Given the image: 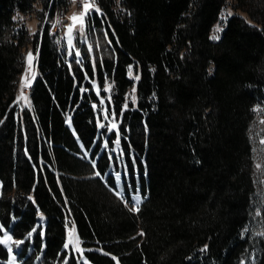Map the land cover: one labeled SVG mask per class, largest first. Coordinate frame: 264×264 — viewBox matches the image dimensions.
<instances>
[{"label":"trees","instance_id":"16d2710c","mask_svg":"<svg viewBox=\"0 0 264 264\" xmlns=\"http://www.w3.org/2000/svg\"><path fill=\"white\" fill-rule=\"evenodd\" d=\"M66 1L55 2L53 15ZM233 1L251 24L233 15L212 41L226 0H96L99 15L87 22L94 46L84 45L80 60L67 58L45 24L30 40L38 50L31 108L18 110L30 37L13 17L34 0H0V227L24 239L44 215L30 246L38 264L240 259L254 192L248 129L253 106L264 103V0ZM130 66L139 76L135 103L122 110ZM107 79L121 116V152L135 158L146 196L138 212L106 176L91 82L102 87ZM260 211L264 234V195ZM66 217L85 262L64 248ZM259 246L256 264H264V236ZM7 258L0 244V260Z\"/></svg>","mask_w":264,"mask_h":264},{"label":"rangeland","instance_id":"374dc122","mask_svg":"<svg viewBox=\"0 0 264 264\" xmlns=\"http://www.w3.org/2000/svg\"><path fill=\"white\" fill-rule=\"evenodd\" d=\"M56 1L57 0H34L31 5L32 9L25 14H17L16 18L26 27L30 37L29 41L33 40L35 35H41L43 27L45 24H48L50 34L56 36L60 45V50L65 52L67 58L75 57L76 60H80L82 47L85 45L88 46L89 49H92L94 46L93 44V46L90 44V42L93 41V34H90L87 29L89 17H84L83 25L77 21L75 26L71 29V35H69V26L73 25V21L69 18L73 15V13L78 14L81 11V8L78 6L79 2L74 4L72 3V0L66 1V6L64 8L67 12V20L59 25L56 23V16L60 14L59 10L53 17ZM229 13H231V15H229ZM233 15H238L246 22L251 24L247 14L234 7L233 0H226L224 6L221 8L217 21L214 23L210 31V40H219L226 20ZM20 17H23V20H21ZM217 28L221 30L217 31ZM213 36H218L219 38L212 39ZM29 51H31L33 54L31 63H29L27 59ZM22 55L23 70L17 81L16 97L13 102L15 108L18 110H22L23 108H31L30 95L27 93V91L25 92V90L35 81L38 75V50L33 47L31 41L23 47ZM209 70H212V67H209ZM130 72L131 75L129 74V78L133 81V87L124 95L122 110L128 109L129 104L134 105L135 103V94L133 89H135L134 86L137 81L135 77L138 76V74L134 71L133 66L129 67V73ZM24 77H26L27 81L30 83L28 86L22 87V78ZM91 85L92 91L98 98V102H92L95 115L97 116V123L103 124L106 122V120H109L110 122L107 123L108 128H106L104 131L101 129L99 131L102 136L100 142L101 151H105L107 158L110 161L106 171V176H109V179L114 182L116 194L120 193V195H118L119 198L122 200L126 199L132 201L134 196H140L141 194V190L137 182L139 171L136 167L137 164L135 162V158H132L131 153L127 156H123V153H118V150L121 148V138L119 136L121 135V116L115 112L113 83L111 80L107 79L102 87H99L95 81L91 82ZM125 104H127L126 108L124 107ZM67 124L70 126L69 119L67 120ZM113 125H115V127H113ZM114 130L115 132H118V137L112 139L114 142L111 143L110 140H106V137H108ZM248 136L251 143V155L253 163L252 179L254 183V192L252 194L249 220L243 230V235L247 236L249 245L236 264H256L260 254L259 243L264 236L263 221L260 211L262 198L264 195V143H262V141H264V103L262 102L253 106V119L248 129ZM92 163L94 164V162ZM257 165H259V167H257ZM117 176H119V179H117ZM132 179L136 180L134 185L132 184ZM140 198L142 202L144 198L142 196H140ZM44 226V215L39 214L37 216V225L35 226V229L37 231L39 228L43 229ZM71 229L72 225L67 224L65 232L66 243H68L69 231ZM41 232L43 231L41 230ZM34 234L35 232H33L31 237L27 235V237L24 239H14L6 229L0 227V240H5L7 237H11V239L7 240L6 243H0L8 252L7 260H0V263L24 264L28 262L30 264H38L40 262V254L34 256L33 250H30L31 241ZM17 240H23L24 243L17 245L15 243ZM42 244H44V242ZM9 249H11V251H9ZM65 249L76 254L78 257V262L84 261L82 257L84 248L81 246V241L79 247H76L74 244H69V246Z\"/></svg>","mask_w":264,"mask_h":264},{"label":"snow or ice","instance_id":"6c2138e0","mask_svg":"<svg viewBox=\"0 0 264 264\" xmlns=\"http://www.w3.org/2000/svg\"><path fill=\"white\" fill-rule=\"evenodd\" d=\"M80 4L81 7V11L77 14V13H73V15L69 18L73 21V25L69 26V35H71V29L72 27L75 26L76 22L78 21L81 25H83L84 23V17L87 16L91 11H99V8L95 7V0H72V3H78ZM19 15V14H18ZM229 15H231V13H229ZM13 19L15 20L16 17H13ZM21 20H23V17H20ZM57 23H60L59 20H57ZM221 29L217 28V31H220ZM218 36H213L212 39H218ZM33 58V54L31 51H29L28 55H27V59L29 61V63H31ZM131 75V72L129 73ZM135 79H139V76H136ZM30 82L27 81V78L24 77L22 78V87L28 86ZM133 91H135V89H133ZM125 108L127 107V104H125L124 106ZM113 127H115V125H113ZM262 143H264V141H262ZM257 167H259V165H257ZM97 176H99V173H96ZM117 179H119V176H117ZM117 195H120V193H117ZM29 199H31V197H29ZM133 202L135 205H139L141 202V198L140 196H134L133 198ZM138 207L136 208H130V211H138ZM33 232H36V229L33 228L31 232L28 233V236L31 237ZM142 234V233H141ZM11 237H7L5 240H0V243H6L7 240H10ZM15 243L17 245L23 244L24 241L23 240H17L15 241ZM69 244H74L76 247H79L80 244V240L79 238L75 235V226L73 225L72 229L69 231V240L68 243H66L64 245L65 248H67L69 246ZM206 247V246H205ZM9 251H11V249H9Z\"/></svg>","mask_w":264,"mask_h":264},{"label":"built area","instance_id":"2783aa9c","mask_svg":"<svg viewBox=\"0 0 264 264\" xmlns=\"http://www.w3.org/2000/svg\"><path fill=\"white\" fill-rule=\"evenodd\" d=\"M96 4H97V2H96V0H95V6H96ZM78 6L80 7V4H79V3H78ZM80 8H81V7H80ZM58 10H59V13H60V14L56 16V23H57V20H59L60 23H58V24L61 25V24L65 21V19H66V17H67V12H66V10H65L64 7H58V8H56L54 15L56 14V12H57ZM93 13H94V10L91 11V12L89 13V15H92ZM54 15H53V17H54ZM55 25H56V24H55ZM30 89H31V86L29 85V86L27 87L26 91H30ZM112 121H113V120H112ZM124 204H125V206H126L129 210H130V208H136V207H138V209H140V204H139V205H135L133 201H125ZM133 212H138V211H133ZM66 220H67V222H69V223L72 222V218H70V217H67Z\"/></svg>","mask_w":264,"mask_h":264},{"label":"crops","instance_id":"0c3cea01","mask_svg":"<svg viewBox=\"0 0 264 264\" xmlns=\"http://www.w3.org/2000/svg\"><path fill=\"white\" fill-rule=\"evenodd\" d=\"M75 234H76V229H75ZM77 235V234H76ZM65 239H66V237H65ZM65 244H66V241H65Z\"/></svg>","mask_w":264,"mask_h":264}]
</instances>
